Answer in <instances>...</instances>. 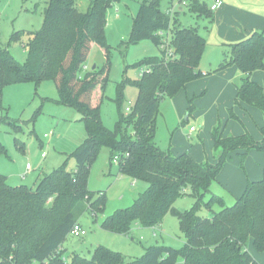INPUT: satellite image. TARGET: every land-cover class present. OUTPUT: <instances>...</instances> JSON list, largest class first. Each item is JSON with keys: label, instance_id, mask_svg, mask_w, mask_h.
Listing matches in <instances>:
<instances>
[{"label": "trees", "instance_id": "obj_1", "mask_svg": "<svg viewBox=\"0 0 264 264\" xmlns=\"http://www.w3.org/2000/svg\"><path fill=\"white\" fill-rule=\"evenodd\" d=\"M186 1L190 13L211 17L212 10L205 1ZM75 2L47 0L42 27L24 32L28 36V52L23 63L8 51V44L21 41L22 31H13L7 46L0 47V92L13 83L32 81L38 87L43 80L51 79L57 102L79 111L86 130V138L70 154L75 163L73 169H66V160L44 173L31 187L10 186L7 176L0 172V264H260L246 244L251 239L254 248L264 252V169L259 180L247 181L231 206H226L218 195H211L207 202L203 196L230 150L242 149L243 157L250 148L264 151V123L259 128L260 141L246 131L223 137L220 130H215L214 147L221 150L214 163L197 161L187 152L172 155L155 140L159 101L175 96L202 75L199 60L205 48L204 37L197 28L182 25L178 16H168L161 9V0H140L130 34L122 41L124 47L148 40L159 49L161 38L157 30L171 24L170 47L174 55L166 56L159 49L158 55L136 62L139 70L146 67L148 71L131 82L137 95L128 113L121 108L127 80L116 84L114 102L118 116L109 128L102 123L100 105L111 68V45L105 33L110 6L108 0H89L87 10L80 11ZM93 43L103 49L105 61L102 67L88 70L85 63ZM227 45L229 55L219 68L235 65L243 76L236 85L235 103L261 109L264 121L263 87L251 78L252 72L264 69V26ZM101 147L108 148L110 163L116 158L119 174L142 179L148 186L130 206L104 217L101 228L130 234L133 225L153 227L171 213L177 216L184 235L181 248L151 245L139 258L128 260L118 251L97 245L90 257L74 253L66 260L61 244L70 227L78 222L79 214L87 209L86 204H98L97 212L104 210V194L94 197V191L86 188L89 162ZM3 151L0 143V153ZM187 193L195 202L189 209L179 210L174 206L175 199ZM50 199L52 205L44 207ZM216 203L220 209L215 212L212 207ZM202 204L209 216L197 214ZM47 211L48 218L56 213L60 221L44 225Z\"/></svg>", "mask_w": 264, "mask_h": 264}, {"label": "rangeland", "instance_id": "obj_2", "mask_svg": "<svg viewBox=\"0 0 264 264\" xmlns=\"http://www.w3.org/2000/svg\"><path fill=\"white\" fill-rule=\"evenodd\" d=\"M112 1L114 0L107 2L110 7L105 17L106 41L111 45V68L108 74L109 82L100 105L102 123L109 128L113 127L118 116L114 102L116 84L127 80L122 91L123 108L129 99H136V89L131 83L139 77L136 62L157 53L154 44L148 40L127 48L124 47L125 43H122L130 34L131 22L140 0ZM173 1L175 4L176 1ZM202 1L210 5L212 0ZM228 1L246 12L250 25H257L259 16H264V0ZM75 3L80 11H86L90 5L89 0H76ZM168 4L169 0H161V9L166 8ZM46 7L47 0H0V47L7 46L13 31H22L21 41L8 44V51L20 63L26 60L28 52V36L24 32L37 31L42 27ZM178 17L182 25L197 28L205 39V48L199 60L202 75L188 82L175 96H165L159 101L155 120V140L158 146L172 155L187 151L196 158L201 157L200 160L210 161L216 160L221 150L214 147L212 135L215 130H220L223 137L239 135L246 131L253 139L260 141L259 127L264 123L261 109L248 105L242 107L234 102V84L241 83V78H238L241 73L235 65L219 68V64L229 55L228 43L240 41L253 30L261 28H254L243 34L242 38L236 39L234 30L245 31L240 30L243 25L242 16L226 13L220 19L215 15V10L212 11L211 17L197 16L183 6ZM90 49L86 67L90 68L93 64L102 67L105 61L103 49L96 43H93ZM251 75L252 80L261 84L264 91V69L256 70ZM0 98V116L3 117L0 119V143L4 147V151L0 153V172L7 176L10 186H34L35 181L44 173L60 167L66 160V169L74 168L75 163L70 154L86 138V130L80 120L79 111L57 102L54 81L45 79L38 87L32 81L6 85L0 92ZM191 126L194 127V132H189ZM232 151L243 152L240 148ZM252 151L254 153L246 152L244 157L236 154L243 171L247 156L252 159L259 155L264 156L262 150L254 148ZM108 152V148L101 147L90 160L86 182V188L94 191V197L104 194V210L97 212L98 204H86L87 209L78 216V221L80 220L86 231L85 235L75 237L67 233L61 244L60 249L64 251L66 260L74 253L90 257L97 245L118 251L128 260L139 258L145 248L151 245L181 248L184 235L179 229L177 216L171 213L163 216L156 230H152L150 226L136 224L131 228L130 234L124 235L101 228L100 223L104 217L115 209L130 206L148 187L142 179L136 180L119 174L116 161L109 162ZM26 165L30 166V170L25 173ZM223 165L220 171L223 170ZM210 184L209 191L203 196L205 202L211 195H221L226 206H231L236 201L235 196L226 190L223 174H219ZM50 201L51 199L44 207L51 206ZM194 202L193 196L187 193L176 198L174 206L184 211ZM89 208L96 210L95 216L91 215ZM219 209L218 203L212 207L215 212ZM49 214L47 211L46 217ZM197 214L209 216L210 212L202 204ZM59 221L56 213H52L51 218H45L43 224H56ZM246 245L255 259L264 264V252L257 251L251 244V239Z\"/></svg>", "mask_w": 264, "mask_h": 264}, {"label": "crops", "instance_id": "obj_3", "mask_svg": "<svg viewBox=\"0 0 264 264\" xmlns=\"http://www.w3.org/2000/svg\"><path fill=\"white\" fill-rule=\"evenodd\" d=\"M263 10H264V8H263ZM226 13H232V14H236V15L242 16V21L241 22L243 23V25L240 26V30L242 29V30H245V31L238 32V31L234 30V33L237 36V38L235 37L236 39L242 38L243 34L249 33L254 28L255 29L261 28L262 29L263 26H264V16H259L260 17V21L258 22L257 25H250L249 21L247 19V15L245 14L246 12L243 11L242 9H238L235 6V4H232L228 0L223 2L217 9H215V15L218 16V18H220V19ZM253 31H255V30H253ZM156 49H157V53L154 54L153 56L159 54L158 47H156ZM93 66H94V64H93ZM92 67H90V68H92ZM86 69L89 70L88 67H86ZM242 77H243L242 74H240L238 78H242ZM236 85L237 84H234V90H233L235 95H236ZM235 95H234V102H235ZM131 100H135V99H131ZM236 104H239V103H236ZM241 105H242V107H244V105H246V104H239V106H241ZM248 106H250V105H248ZM191 131L194 132L195 130H190V128H189V132H191ZM253 149L254 148H251V149L247 150L246 152L247 153H251V152H253L252 151ZM184 152H187V151H184ZM178 154H181V153H178ZM178 154H175V155H178ZM188 154H190L197 161H205V160H200L201 157L200 158H196V156L194 154H191L190 152ZM236 154L240 156L241 152L240 153L238 151L237 152L236 151H234V152L232 151L231 152V150H230L229 155L227 157V161L225 162V164L222 167L223 170H221L220 173H219V174H223V179L225 180L226 190H228V192L231 195L235 196V198L238 197L243 192L244 188L247 185V181H249V180H259L262 177V173H263V169H264L263 168V166H264V156L261 155V157H260V155H259L258 157L254 158V159H256V161L254 159L250 158L249 156H247L246 160L244 161L245 162V166H244L245 170L243 171L242 168H240V160H239V158H238V156ZM206 161L214 163L215 159L214 160H210V161L206 160ZM219 174H217V176ZM218 196L221 199H223V197L221 195H218ZM223 201H224V204H225V199H223ZM79 222H80V220H79ZM135 225H133V226H135ZM157 225L158 224H156L155 226L151 227L152 230H156V226Z\"/></svg>", "mask_w": 264, "mask_h": 264}, {"label": "built area", "instance_id": "obj_4", "mask_svg": "<svg viewBox=\"0 0 264 264\" xmlns=\"http://www.w3.org/2000/svg\"><path fill=\"white\" fill-rule=\"evenodd\" d=\"M176 3L174 4V1L172 0L171 3H169L166 8H164L166 14L168 16H170L171 18L174 17V15L178 16L180 10L182 9L183 6H185L187 8V1L186 0H175ZM223 3V0H212L210 5H209V9L210 10H215L217 9L221 4ZM157 34L158 36L161 38V42L159 44V49L164 51L166 56L169 57H173L174 55V51L173 48L170 47V41L172 39V32H171V24H169L165 29H159L157 30ZM165 56V57H166ZM144 71H148V69L146 67H141L139 70V75H141ZM1 100V98H0ZM134 105V100L129 99L127 105L124 106V110L126 113L130 112L132 106ZM190 130H194V127H190ZM47 135V134H45ZM116 161V158L115 160ZM30 170V166L26 165V172H28ZM25 172V173H26ZM26 174L23 175V177H25ZM89 211L91 212V214L94 216L95 210L89 208ZM68 233H70L71 235H74L75 237H79V236H83L85 235L86 231L84 229V227L82 226V224L78 221L75 222L69 229ZM64 259V257H63Z\"/></svg>", "mask_w": 264, "mask_h": 264}, {"label": "water", "instance_id": "obj_5", "mask_svg": "<svg viewBox=\"0 0 264 264\" xmlns=\"http://www.w3.org/2000/svg\"><path fill=\"white\" fill-rule=\"evenodd\" d=\"M92 68H95V65Z\"/></svg>", "mask_w": 264, "mask_h": 264}]
</instances>
